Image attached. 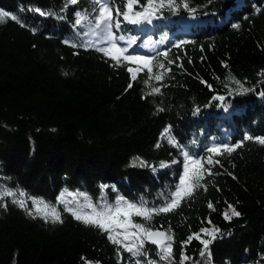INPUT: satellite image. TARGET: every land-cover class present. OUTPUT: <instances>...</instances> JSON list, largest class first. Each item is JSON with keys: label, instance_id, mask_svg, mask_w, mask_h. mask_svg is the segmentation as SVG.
<instances>
[{"label": "trees", "instance_id": "16d2710c", "mask_svg": "<svg viewBox=\"0 0 264 264\" xmlns=\"http://www.w3.org/2000/svg\"><path fill=\"white\" fill-rule=\"evenodd\" d=\"M101 3L120 22L124 54L152 57L162 81L146 71L133 81L128 68L141 65L99 51L109 47L94 30ZM146 6L137 0L134 12ZM126 10L127 0H0L9 14L0 22V264H264V0H175L137 24ZM77 12L88 17L81 25ZM225 144L242 146L208 151ZM189 158L212 171L193 196L150 220L130 217L173 237L170 259L147 241L129 253L109 238L122 227L105 232L66 211L121 197L158 209ZM33 199L63 223L40 218Z\"/></svg>", "mask_w": 264, "mask_h": 264}, {"label": "snow or ice", "instance_id": "6c2138e0", "mask_svg": "<svg viewBox=\"0 0 264 264\" xmlns=\"http://www.w3.org/2000/svg\"><path fill=\"white\" fill-rule=\"evenodd\" d=\"M137 0H127V10L123 13V18L128 20L132 24H137L140 22L141 19L148 20L150 16L156 14L157 11L164 8L165 6L171 8L175 6V0H167V5L165 4V0H147V6L140 12H134V6ZM72 4H76L77 0H71ZM184 7L187 8V3L184 4ZM40 15H45L40 9H35ZM117 15H120V10L116 9ZM131 13V14H130ZM9 14L7 12L0 11V22H4L5 18L8 17ZM76 16L78 17L75 20L76 25H81L82 21L88 19L82 13L77 12ZM12 20H17L16 16L10 17ZM150 22V21H149ZM119 28L120 22L119 20H115L112 15V9L108 3H101L99 5L98 15L95 19L94 30H99L97 35L100 36L101 40L106 42L109 47L108 48H100L104 55L109 56L111 60L115 61L117 64L123 61H128L132 63H137L142 67H138L136 69L128 68V71L131 73V78L133 81L137 79L138 72L146 71L147 72V80L155 79L156 81L160 82L163 80L164 75L163 72L153 75L154 68H153V58L148 56L142 55H125L128 49L119 47L117 44V37L113 32V28ZM238 27V25L236 26ZM120 40H123V37H119ZM75 46V45H74ZM165 57H167V52L163 53ZM160 69H164V64H159L157 66ZM182 67V65H181ZM227 67V65H225ZM171 71V69H168ZM239 84V81L236 82ZM131 87V85H130ZM161 92L160 87H152L151 94H159ZM162 110V109H161ZM248 140H252L253 137L249 136L246 137ZM257 142L264 145V138H256ZM241 144H236L233 146H229L227 144L217 147H212L208 149L209 153L213 155H224V154H231L237 148L241 147ZM188 157V153L184 154ZM207 163L212 164V156L207 158ZM216 164L219 163V160L215 161ZM205 175L211 176L212 171L211 168L205 169L204 163L199 158H189V161L184 165V173L180 179L179 187L174 191L172 196L169 198V201L166 205L158 208V209H148L142 206H138L133 203H129L123 200L121 197L117 202L116 206L113 207L111 205H104L100 209H98L95 205L89 203L87 207L91 209V212H81L72 207L66 209V211L70 212L73 217L83 222L86 225H91L100 228L105 232H109L113 226L115 227H122L125 229L123 233H116L115 236L110 235L109 238L112 240L113 243L121 244L123 247L129 252L134 255H141L142 249L145 244V241H150L152 244H156L160 246V251L164 259H170L173 254V247H172V240L173 237L168 233L160 230H153L151 227H145L143 223H132L130 217L132 215L136 216H143L146 220H150L153 214L157 213H168L172 212L175 209L179 208L182 201L185 198H191L198 187H201L200 182L204 180ZM206 190V188H204ZM3 195L7 196H15L16 193L11 191H6ZM21 196L24 193H20ZM83 195V194H81ZM3 196L0 195V199ZM87 199V197H85ZM61 201L63 202V197H61ZM14 203H17L21 208L27 209V203L25 200H14ZM33 203L36 205V213L40 214V218L44 219L46 222L52 223H63V220L60 214L56 211L55 208H52L51 211H43L40 207L43 204V209L47 210L49 205L44 203L43 201H36L33 199ZM7 207V205H4ZM209 207H212L209 204ZM231 208V216H240L241 213L237 211L235 208ZM29 215H33L32 211H29ZM127 218L126 221H121L119 217ZM231 216L226 212L225 218L230 219ZM130 229H135L136 231H130ZM205 233H208L212 238H215L214 233H209L208 229L203 230ZM123 235V240L117 239L118 236ZM195 238L199 239V236ZM192 239V237H189ZM131 240L132 243H124V241ZM209 240H203L202 243L207 249ZM204 253H202L203 255ZM189 257L187 255L183 256V260L187 261Z\"/></svg>", "mask_w": 264, "mask_h": 264}, {"label": "rangeland", "instance_id": "374dc122", "mask_svg": "<svg viewBox=\"0 0 264 264\" xmlns=\"http://www.w3.org/2000/svg\"><path fill=\"white\" fill-rule=\"evenodd\" d=\"M143 19H141L140 21H142ZM119 41H121V42H123L124 41V39L123 40H120V39H118V41L117 42H119ZM125 231V229L123 228V230H122V232L121 233H123ZM130 231H136V230H132V229H130Z\"/></svg>", "mask_w": 264, "mask_h": 264}, {"label": "water", "instance_id": "95a60500", "mask_svg": "<svg viewBox=\"0 0 264 264\" xmlns=\"http://www.w3.org/2000/svg\"><path fill=\"white\" fill-rule=\"evenodd\" d=\"M146 241H147V240H146ZM147 244L150 245V246H154V247H160L159 245L152 244L150 241H147Z\"/></svg>", "mask_w": 264, "mask_h": 264}]
</instances>
